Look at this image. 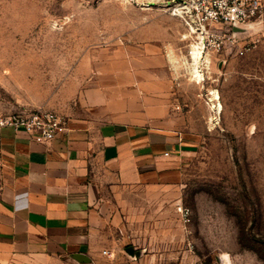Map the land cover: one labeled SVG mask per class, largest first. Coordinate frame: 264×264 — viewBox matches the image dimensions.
I'll use <instances>...</instances> for the list:
<instances>
[{"label": "rangeland", "instance_id": "rangeland-1", "mask_svg": "<svg viewBox=\"0 0 264 264\" xmlns=\"http://www.w3.org/2000/svg\"><path fill=\"white\" fill-rule=\"evenodd\" d=\"M142 10L123 0H0V114L51 110L85 56L130 45L142 14H168ZM178 28L169 33L176 94L198 145L180 157L179 188L106 190V243L91 264H264V19L203 53L197 77L190 51L200 39Z\"/></svg>", "mask_w": 264, "mask_h": 264}, {"label": "crops", "instance_id": "crops-1", "mask_svg": "<svg viewBox=\"0 0 264 264\" xmlns=\"http://www.w3.org/2000/svg\"><path fill=\"white\" fill-rule=\"evenodd\" d=\"M142 16L130 45L99 48L67 73L49 103L66 120L53 140L2 130L0 264H91L106 243V190L183 185L180 157L200 139L187 130L169 48L185 25Z\"/></svg>", "mask_w": 264, "mask_h": 264}, {"label": "built area", "instance_id": "built-area-1", "mask_svg": "<svg viewBox=\"0 0 264 264\" xmlns=\"http://www.w3.org/2000/svg\"><path fill=\"white\" fill-rule=\"evenodd\" d=\"M143 10L157 9L180 19L189 33L196 34L202 53L220 50L225 36L232 40L241 32L253 28L264 19V0H123ZM238 28V30H235ZM230 32L223 35L224 31ZM183 34V38L189 36ZM234 41V40H232ZM231 41V42H232ZM193 53V51H190ZM241 53H244L241 50ZM66 120L56 111L37 109L30 112H10L0 114V201L4 189V152L1 132L5 128L24 130L32 140L46 143L53 140L65 129ZM188 216V210L179 207ZM104 253L106 251L104 250Z\"/></svg>", "mask_w": 264, "mask_h": 264}, {"label": "bare ground", "instance_id": "bare-ground-1", "mask_svg": "<svg viewBox=\"0 0 264 264\" xmlns=\"http://www.w3.org/2000/svg\"><path fill=\"white\" fill-rule=\"evenodd\" d=\"M194 48H195V50H193L192 56H193V59H194V62H195L194 66H196L198 68V70L194 69L195 72L193 74H195V76L197 77L199 75V73L202 72L200 63H201V60H202L204 54L200 51V49L198 47H194ZM197 81H199V79H197ZM218 98H219V95L216 94L215 99H218ZM215 106L216 105L214 104L213 107H215Z\"/></svg>", "mask_w": 264, "mask_h": 264}, {"label": "water", "instance_id": "water-1", "mask_svg": "<svg viewBox=\"0 0 264 264\" xmlns=\"http://www.w3.org/2000/svg\"><path fill=\"white\" fill-rule=\"evenodd\" d=\"M235 30H238V28H235ZM127 251L130 254H140L139 252L135 251V248L132 246L127 247ZM77 260L82 261V262H90L91 259L88 255L86 254H78V257H76Z\"/></svg>", "mask_w": 264, "mask_h": 264}]
</instances>
